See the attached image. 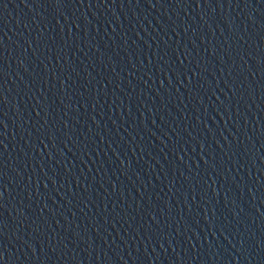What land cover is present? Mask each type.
<instances>
[{"label": "water", "instance_id": "95a60500", "mask_svg": "<svg viewBox=\"0 0 264 264\" xmlns=\"http://www.w3.org/2000/svg\"><path fill=\"white\" fill-rule=\"evenodd\" d=\"M0 264H264V0H0Z\"/></svg>", "mask_w": 264, "mask_h": 264}]
</instances>
